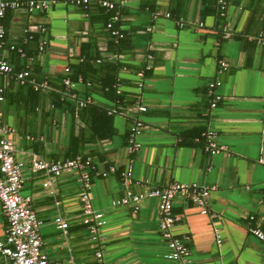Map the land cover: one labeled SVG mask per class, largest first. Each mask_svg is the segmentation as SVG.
<instances>
[{"label": "crops", "instance_id": "obj_1", "mask_svg": "<svg viewBox=\"0 0 264 264\" xmlns=\"http://www.w3.org/2000/svg\"><path fill=\"white\" fill-rule=\"evenodd\" d=\"M110 1L124 34L116 49L111 46L117 41L111 42L104 29L113 11L96 3L87 8L57 0L43 10L9 9L3 18V58L14 71L27 68L37 81L51 83L35 90L29 82L0 74V117L15 129V155L26 161L20 192L30 196L42 220V250L63 262L100 264L95 255L102 251L108 264H176L163 256L168 248L159 230L158 199L145 197L136 210L117 201L126 188L142 192L177 181L210 189L203 205L181 197L172 204L179 217L173 235L184 241L195 264H263L264 243L249 227L264 231V43L248 35L264 29V0H230L228 39L221 37L224 19L217 0ZM39 23L44 32L37 29ZM43 39L47 44L39 50ZM87 55L97 70L86 75L89 84L73 81L72 65ZM98 55L102 62L94 61ZM221 59L227 63L224 69ZM147 64L139 89L137 73ZM64 77L76 84L66 87ZM115 80L121 90L140 91L146 111L129 107L102 120L89 110L90 103L80 105L90 95L91 104L119 107L95 91L101 81ZM215 80L220 84L212 89L221 99L212 108L209 83ZM134 117L144 127L137 136L140 148L130 154L127 133ZM206 129L217 133L216 141L224 147L219 153L205 151L201 133ZM31 151L49 158L85 153L105 173L92 174L90 191L93 208L106 220L99 241L90 238L82 222L75 175L61 174L53 183L54 194H49L42 186L45 174L27 163ZM129 163L132 183L125 184L120 171ZM58 214L67 223L65 229L54 221ZM6 227L0 203V240ZM0 264L10 262L0 256Z\"/></svg>", "mask_w": 264, "mask_h": 264}, {"label": "built area", "instance_id": "obj_2", "mask_svg": "<svg viewBox=\"0 0 264 264\" xmlns=\"http://www.w3.org/2000/svg\"><path fill=\"white\" fill-rule=\"evenodd\" d=\"M57 0H0V74L8 75L14 78L19 83L29 82L35 90L40 88H47V79L37 81L30 75L27 68L14 71L12 66L3 58L2 50L5 46V29L3 18L7 10L25 8L29 11L47 9L52 3ZM66 3L75 5H87L91 2L103 7L107 11H113L111 17L106 20L104 29L111 39L117 41L124 36L119 29L120 14L114 10V3L110 0H65ZM230 0H217V6L220 16L223 17L224 22L221 27V37L228 39L231 37V25L227 20ZM169 15V14H167ZM179 26L183 25L181 18L176 20ZM37 29L44 32L46 27L43 24H38ZM31 38V35H29ZM248 39L257 44L264 43V29L258 30L255 33L248 35ZM47 41L43 39L39 44V50H43ZM11 49H15L14 45H9ZM20 54L24 55L22 48H18ZM121 57L120 53L113 54ZM148 59L152 55L148 54ZM100 61V58L96 59ZM221 69L226 68L227 63L224 60H219ZM147 64L142 71L137 75L140 77L138 81V88L141 89L144 85L143 76L145 70L149 69ZM65 72H69V67H65ZM82 77L78 76L76 82H81ZM70 78L64 77L63 83L66 87H72L76 84ZM89 84V82H86ZM220 81L215 80L209 83V94L213 96L210 106L213 108L221 99L219 94H214L213 87L219 85ZM116 93H120V88L116 85ZM73 97H77L76 93H72ZM4 99L3 88L0 87V101ZM80 105L91 103L90 95L81 98ZM130 108L136 109L138 112L146 111L147 107L144 105L138 94L135 100L129 105ZM121 113L115 108L107 109V113ZM144 122L139 117H134L128 131L127 151L131 154L138 150L141 146L137 140ZM15 129L2 121L0 117V203L1 207L7 217V227L5 237L0 240V256L9 260L10 264H84L81 261L69 259L67 261L54 260L42 250V239L40 228L42 220L37 217L31 206L30 196H23L20 192L24 182V169L26 161L17 158L15 155L14 140L12 135ZM203 138V145L205 151L210 154L219 153L224 147L216 141L217 133L212 129H206L201 133ZM131 160V159H130ZM264 166V158L260 159ZM27 163L32 171H41L45 174V179L42 181V186L48 190L49 194H54L53 183L57 177L65 172H71L75 175L78 185L81 189L80 205L82 212V222L86 225L90 238L94 241L100 240L99 229L105 224L106 220L101 211L93 208L90 200V191L92 188V174L101 173L98 165L94 162L90 155L84 153H76L70 157L65 158H49L40 155L37 152L31 151L27 157ZM111 171L115 170L114 166H109ZM101 174H105L102 172ZM132 167L131 164L120 171V176L126 182L132 183ZM210 189L197 185L195 183H181L171 182L162 187H152L145 191L133 192L126 188L125 195L121 197L118 204H131L134 210L145 197H154L158 199V225L161 236L166 240L168 251L164 253V258L175 260L176 264H195L189 257V249L183 240L173 235L172 228L179 217L173 212L172 204L176 197L188 198L198 205L204 204V199L208 197ZM58 204V201L55 202ZM203 212L205 209L202 210ZM253 216H250L252 219ZM54 221L61 229L67 227V223L58 214L54 217ZM249 232L257 239L264 243V231L258 226H250ZM218 237V234L216 235ZM219 242V240H218ZM264 255V252H263ZM96 258L100 264H108L103 260L102 251L96 252ZM264 264V263H263Z\"/></svg>", "mask_w": 264, "mask_h": 264}, {"label": "trees", "instance_id": "obj_3", "mask_svg": "<svg viewBox=\"0 0 264 264\" xmlns=\"http://www.w3.org/2000/svg\"><path fill=\"white\" fill-rule=\"evenodd\" d=\"M91 3H93V2H91ZM91 3L84 5V6L88 8ZM102 9H103V7H102ZM108 17L109 18L111 17V13H110V15H108ZM107 35H108V33H107ZM110 40L112 42V39H110ZM122 40L123 39H121L120 42L117 41L116 44H113L114 46L113 47L111 46V49L112 48L116 49L115 47L119 46V43H121ZM116 51H118V50H116ZM98 58H100V61H98V63L102 62L104 60L101 58V56L98 55L94 58V61L97 62L96 59H98ZM91 59H92V57L90 55H87V57L86 56H85V58L83 57V59L79 63L72 65L73 72H72L71 78L73 81H75L77 79V76H82V80L84 83L89 82V81H87V79L91 80L90 78L86 77V75L90 74V70H97L95 63H92ZM116 65L117 64H114V67ZM47 82L49 84H51L49 80H47ZM114 82L116 83V80L113 82H111V81L102 82L101 81L102 84L99 85V88L97 90H95L94 87L90 88L91 86H89L88 89L89 90L94 89L95 91L100 92V94H102V96H105V98L112 100L113 102H116L115 106L119 105V107L118 106L115 107L116 111H122V110L128 109L129 105L135 100L136 96L138 94H140V91L137 93H133L130 91L120 90V93L117 94L116 89H115L116 84ZM87 107L89 108V110L97 112L98 113L97 118L102 119V120L103 119L109 120L112 117V115L114 114V113H107V107L98 105L96 103H93V104L90 103L89 106H87ZM84 108H86V107H84ZM78 136L82 137L81 132L77 135V138H78ZM127 137H128V133H127Z\"/></svg>", "mask_w": 264, "mask_h": 264}]
</instances>
